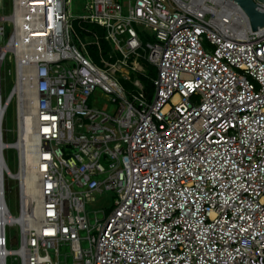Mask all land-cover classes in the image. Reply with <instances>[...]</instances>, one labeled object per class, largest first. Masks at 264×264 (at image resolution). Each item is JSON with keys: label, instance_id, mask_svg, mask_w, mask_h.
<instances>
[{"label": "built area", "instance_id": "built-area-1", "mask_svg": "<svg viewBox=\"0 0 264 264\" xmlns=\"http://www.w3.org/2000/svg\"><path fill=\"white\" fill-rule=\"evenodd\" d=\"M70 2L0 15L14 80L3 100L0 76V264H264V27L227 0H85L76 19ZM11 107L34 184L16 217Z\"/></svg>", "mask_w": 264, "mask_h": 264}, {"label": "rangeland", "instance_id": "rangeland-1", "mask_svg": "<svg viewBox=\"0 0 264 264\" xmlns=\"http://www.w3.org/2000/svg\"><path fill=\"white\" fill-rule=\"evenodd\" d=\"M119 1L121 4L123 3V0H119ZM8 4H9V0H0V15L1 16L9 15ZM84 6H85V0H71L69 11L72 17L76 19L84 15L85 14ZM6 28L7 29H6L5 36L2 37L0 41V44L2 46L5 45L8 34L10 32L9 27L7 26ZM12 73H13V65L11 63V58L9 56L6 59V61L3 63L1 67V71H0L1 92H2L3 100L6 98V96L10 92L11 86L13 85L14 80H13V76H11ZM88 105L90 107L103 108L109 104L103 101L101 98H99L98 95H96L90 98V100L88 101ZM111 108L112 107H110V109ZM15 123H16L15 110H14V107H11L3 120L5 144L6 143L13 144L17 142ZM4 157H5V160H6V163H7V166L10 172L13 174H17L19 171V163L17 160L18 151H15V149H7L4 152ZM20 188H21V185L19 181L6 178L5 200H6L8 209L13 217H16L17 215H19ZM112 202H113V196L109 193L103 194L101 196L99 195L95 196V202L87 206V210L90 213L89 214L90 222L91 223L94 222V213H98L97 219L101 220L102 215L99 211L102 209H108L112 205ZM6 236H7V241H8L7 243L8 248L11 250L16 249L17 248V238H18V228L16 226L7 227ZM66 251H68V249ZM6 263L16 264V262H14L12 258H7Z\"/></svg>", "mask_w": 264, "mask_h": 264}, {"label": "bare ground", "instance_id": "bare-ground-1", "mask_svg": "<svg viewBox=\"0 0 264 264\" xmlns=\"http://www.w3.org/2000/svg\"><path fill=\"white\" fill-rule=\"evenodd\" d=\"M174 101L176 100L174 99ZM28 144H29V135H28V131H26L25 133H23V140L21 139L17 141L16 143L11 144V146H9V149H15V151H18L22 154V152L24 153V150H23L24 145H26L25 154H23L24 156L21 160L22 168L19 170V173L13 174L12 179L20 182L21 190L25 188L27 189V191L31 190L34 186V184L30 180V177H31L30 168L31 167H30V151L27 149ZM5 145H9V144H5ZM1 147H2V144L0 143V149ZM0 161H1V158H0ZM27 194L32 195V192H28Z\"/></svg>", "mask_w": 264, "mask_h": 264}, {"label": "water", "instance_id": "water-1", "mask_svg": "<svg viewBox=\"0 0 264 264\" xmlns=\"http://www.w3.org/2000/svg\"><path fill=\"white\" fill-rule=\"evenodd\" d=\"M240 7L243 13L246 15L252 32L257 31L259 28L264 27V12H262L254 0H227ZM259 3L264 4V0H256ZM261 8V7H260ZM263 9V8H262Z\"/></svg>", "mask_w": 264, "mask_h": 264}, {"label": "trees", "instance_id": "trees-1", "mask_svg": "<svg viewBox=\"0 0 264 264\" xmlns=\"http://www.w3.org/2000/svg\"><path fill=\"white\" fill-rule=\"evenodd\" d=\"M81 26H84V28H89L91 31H98V32L102 33V30L99 27L95 26V25H81ZM75 27H76L77 32L79 33V35L82 36L84 33H83V30H81V27L78 26L77 23H75ZM104 48L106 50V47H104ZM146 86L149 87L148 84Z\"/></svg>", "mask_w": 264, "mask_h": 264}]
</instances>
